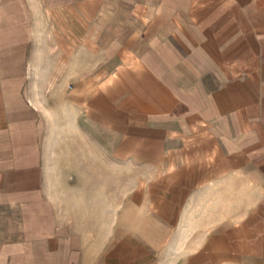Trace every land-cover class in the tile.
Masks as SVG:
<instances>
[{
    "label": "crops",
    "instance_id": "0c3cea01",
    "mask_svg": "<svg viewBox=\"0 0 264 264\" xmlns=\"http://www.w3.org/2000/svg\"><path fill=\"white\" fill-rule=\"evenodd\" d=\"M148 3L108 60L60 71L52 115L84 142L67 156L92 166L55 173L93 174L88 202L84 186L57 185L78 231L63 246L85 255L68 264H264V0Z\"/></svg>",
    "mask_w": 264,
    "mask_h": 264
},
{
    "label": "rangeland",
    "instance_id": "374dc122",
    "mask_svg": "<svg viewBox=\"0 0 264 264\" xmlns=\"http://www.w3.org/2000/svg\"><path fill=\"white\" fill-rule=\"evenodd\" d=\"M11 1L0 13V264L83 262L85 255L69 254L68 245L63 246V239L78 231L69 230L68 211L60 206L68 192L57 185L71 181L84 186L81 192L88 202L93 197L89 189L93 174L62 175L55 168L70 171L79 164L88 171L92 162L78 163L67 156L82 151L84 142L76 127L62 125L52 115L60 71L68 67L73 74L85 65L108 60L110 39L141 28L145 15L135 9L149 0H26L27 13ZM127 7H133V13ZM50 70L53 78H47ZM76 83L70 78L67 88L72 90ZM46 93L52 94L50 101L44 98ZM31 97H37L36 115L29 108ZM85 149H90L88 143ZM34 165L37 171L31 170ZM112 176L102 174L103 187ZM123 176L118 175V181ZM35 185L38 189H31ZM101 193L104 205L110 191L103 188ZM101 237L106 238L104 230ZM142 238L148 241L135 237L138 248ZM151 259L156 263L157 255Z\"/></svg>",
    "mask_w": 264,
    "mask_h": 264
}]
</instances>
